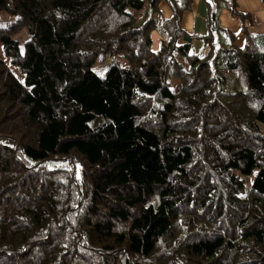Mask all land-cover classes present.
Here are the masks:
<instances>
[{
  "label": "trees",
  "instance_id": "obj_1",
  "mask_svg": "<svg viewBox=\"0 0 264 264\" xmlns=\"http://www.w3.org/2000/svg\"><path fill=\"white\" fill-rule=\"evenodd\" d=\"M158 1L0 0V264H264V34Z\"/></svg>",
  "mask_w": 264,
  "mask_h": 264
},
{
  "label": "crops",
  "instance_id": "obj_2",
  "mask_svg": "<svg viewBox=\"0 0 264 264\" xmlns=\"http://www.w3.org/2000/svg\"><path fill=\"white\" fill-rule=\"evenodd\" d=\"M232 0H191L188 9L181 14L180 27L188 35L196 37L206 32L207 10L215 6L217 10V21L219 26L231 31L235 38L234 44L241 47L244 43V36L241 27H244L248 33L264 34V0H234L233 8L240 15L231 14L229 6ZM157 11L151 12L145 6L142 10L136 12L141 18H153L155 23L161 19H167L171 16V9L165 0H159L156 5ZM151 47H159L160 34L156 28L150 31ZM192 47L197 50L201 44L197 40H191Z\"/></svg>",
  "mask_w": 264,
  "mask_h": 264
},
{
  "label": "rangeland",
  "instance_id": "obj_3",
  "mask_svg": "<svg viewBox=\"0 0 264 264\" xmlns=\"http://www.w3.org/2000/svg\"><path fill=\"white\" fill-rule=\"evenodd\" d=\"M139 18V16L137 17V19ZM10 18L8 15L2 13L0 14V24H3L5 21H8ZM14 38H16L20 43H22L24 40H26L27 38V34L24 30H20L17 34H15L13 36ZM158 47H156L155 45L152 47V50H156ZM0 58L3 59L2 56V52L0 49ZM117 64L120 66H127V62L126 60L123 58V55L119 54V53H111V54H103V55H98V57L95 60V63L93 64V70L100 76H103L106 68L111 65V64ZM15 74L18 77H21L20 74H18L16 72V70L14 69ZM261 129L264 131V127H261ZM251 179V177L247 178V180L245 181V188L248 186L249 180Z\"/></svg>",
  "mask_w": 264,
  "mask_h": 264
},
{
  "label": "water",
  "instance_id": "obj_4",
  "mask_svg": "<svg viewBox=\"0 0 264 264\" xmlns=\"http://www.w3.org/2000/svg\"><path fill=\"white\" fill-rule=\"evenodd\" d=\"M185 39H186V41H188L189 40V38H187V37H184Z\"/></svg>",
  "mask_w": 264,
  "mask_h": 264
}]
</instances>
